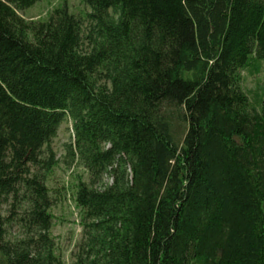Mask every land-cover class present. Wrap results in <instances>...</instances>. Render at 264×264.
Wrapping results in <instances>:
<instances>
[{"label": "trees", "instance_id": "16d2710c", "mask_svg": "<svg viewBox=\"0 0 264 264\" xmlns=\"http://www.w3.org/2000/svg\"><path fill=\"white\" fill-rule=\"evenodd\" d=\"M0 0V264H64L52 143L73 124L86 239L76 264H264V0ZM49 158H44V152ZM10 205L11 217H4ZM17 221L24 240H9Z\"/></svg>", "mask_w": 264, "mask_h": 264}, {"label": "rangeland", "instance_id": "374dc122", "mask_svg": "<svg viewBox=\"0 0 264 264\" xmlns=\"http://www.w3.org/2000/svg\"><path fill=\"white\" fill-rule=\"evenodd\" d=\"M65 5L69 12L75 15L83 16L91 12V8L86 6L83 0H42L32 8L18 13L28 21L44 20L55 8ZM242 76L244 78L242 88L252 101L264 99V62L260 74L253 75L245 70ZM73 142V124L70 120H65L52 143L56 165L51 171L43 168L35 169L50 189V199L53 203L50 212L54 216L50 234L55 241L56 253L64 264H76V256L86 239L81 225L82 212L75 201L77 186L82 182L90 188L100 190L113 184V178L109 173L92 174L78 157L69 153L68 146ZM43 157L49 158V153L44 152ZM2 215L11 217L9 204L4 206ZM8 227L9 240L14 242L27 238L26 231L17 221L14 220V223H10Z\"/></svg>", "mask_w": 264, "mask_h": 264}]
</instances>
